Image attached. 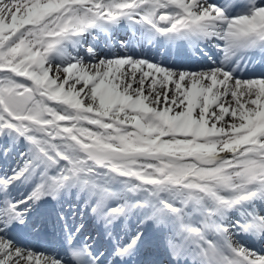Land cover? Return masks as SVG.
Masks as SVG:
<instances>
[{
  "label": "snow or ice",
  "instance_id": "6c2138e0",
  "mask_svg": "<svg viewBox=\"0 0 264 264\" xmlns=\"http://www.w3.org/2000/svg\"><path fill=\"white\" fill-rule=\"evenodd\" d=\"M0 264H264V0H0Z\"/></svg>",
  "mask_w": 264,
  "mask_h": 264
}]
</instances>
